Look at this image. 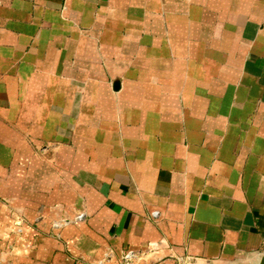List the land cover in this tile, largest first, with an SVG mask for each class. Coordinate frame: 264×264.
Segmentation results:
<instances>
[{"label": "crops", "instance_id": "obj_1", "mask_svg": "<svg viewBox=\"0 0 264 264\" xmlns=\"http://www.w3.org/2000/svg\"><path fill=\"white\" fill-rule=\"evenodd\" d=\"M126 251L264 257V0H0V264Z\"/></svg>", "mask_w": 264, "mask_h": 264}, {"label": "built area", "instance_id": "obj_2", "mask_svg": "<svg viewBox=\"0 0 264 264\" xmlns=\"http://www.w3.org/2000/svg\"><path fill=\"white\" fill-rule=\"evenodd\" d=\"M137 257L138 255L136 253L132 251H126L122 258V264H133V260H136Z\"/></svg>", "mask_w": 264, "mask_h": 264}, {"label": "water", "instance_id": "obj_3", "mask_svg": "<svg viewBox=\"0 0 264 264\" xmlns=\"http://www.w3.org/2000/svg\"><path fill=\"white\" fill-rule=\"evenodd\" d=\"M257 264H264V257H261L258 261Z\"/></svg>", "mask_w": 264, "mask_h": 264}]
</instances>
